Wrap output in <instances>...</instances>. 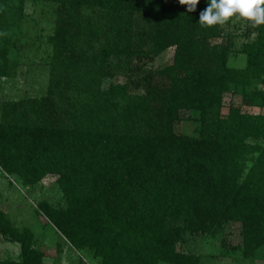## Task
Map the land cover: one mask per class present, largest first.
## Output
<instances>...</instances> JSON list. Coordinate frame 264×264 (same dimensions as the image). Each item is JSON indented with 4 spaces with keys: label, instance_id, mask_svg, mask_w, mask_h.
I'll return each mask as SVG.
<instances>
[{
    "label": "trees",
    "instance_id": "obj_1",
    "mask_svg": "<svg viewBox=\"0 0 264 264\" xmlns=\"http://www.w3.org/2000/svg\"><path fill=\"white\" fill-rule=\"evenodd\" d=\"M27 2L55 19L49 84L2 107L0 169L27 187L55 178L64 204L37 209L65 241L99 264H203L178 247L233 223L244 257L263 249L264 24L203 26L206 0H0V76ZM186 114L194 135L176 131ZM0 234L21 256L0 264H45L2 210Z\"/></svg>",
    "mask_w": 264,
    "mask_h": 264
},
{
    "label": "rangeland",
    "instance_id": "obj_2",
    "mask_svg": "<svg viewBox=\"0 0 264 264\" xmlns=\"http://www.w3.org/2000/svg\"><path fill=\"white\" fill-rule=\"evenodd\" d=\"M24 6L21 19L15 20L12 29L13 46H9L8 53L9 74L0 76V121L3 116L1 109L6 103L19 104L22 101L42 98L48 89L49 59L52 51L47 41L54 29L55 19L48 5L27 2ZM234 22L237 26H242L243 18L236 15ZM231 31L238 36L242 33L240 30ZM240 43L241 39L238 38L236 48H239ZM172 56L173 49L167 50L154 61L153 67L168 64ZM243 63V58L233 62L237 66H242ZM117 79L122 82L121 78ZM231 103L238 106L240 100L225 96V107ZM243 111L258 114L260 110L243 107ZM187 118V114L183 116L176 131L179 134L194 135L195 123ZM262 144L264 145V141ZM54 179L48 177L34 187H27L18 178L7 176L0 169V210L20 232L29 230L33 233L36 248L45 252V264H99V258L94 257L91 252L73 249L37 209L38 204L43 202L57 207L64 204V198ZM239 244L238 228L235 224L228 223L215 237L187 236L178 250L203 256V264H264V248L248 258L242 255ZM20 259L19 244L4 239L0 234V261Z\"/></svg>",
    "mask_w": 264,
    "mask_h": 264
},
{
    "label": "clouds",
    "instance_id": "obj_3",
    "mask_svg": "<svg viewBox=\"0 0 264 264\" xmlns=\"http://www.w3.org/2000/svg\"><path fill=\"white\" fill-rule=\"evenodd\" d=\"M200 0H179L187 5L188 12H195ZM207 7L199 14V23L210 27L224 24L233 16L252 22L254 26L264 24V0H206Z\"/></svg>",
    "mask_w": 264,
    "mask_h": 264
}]
</instances>
